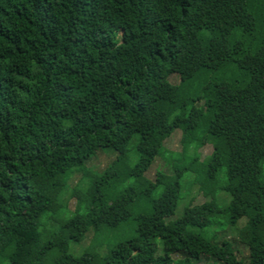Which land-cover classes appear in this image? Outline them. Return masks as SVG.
<instances>
[{"label":"trees","instance_id":"trees-1","mask_svg":"<svg viewBox=\"0 0 264 264\" xmlns=\"http://www.w3.org/2000/svg\"><path fill=\"white\" fill-rule=\"evenodd\" d=\"M203 259L264 264V0H0V264Z\"/></svg>","mask_w":264,"mask_h":264},{"label":"rangeland","instance_id":"rangeland-1","mask_svg":"<svg viewBox=\"0 0 264 264\" xmlns=\"http://www.w3.org/2000/svg\"><path fill=\"white\" fill-rule=\"evenodd\" d=\"M171 82H177L179 80V77L177 74H172L170 76ZM164 146L167 150L174 151L176 153L181 151V131L179 129H176L169 137H167L164 141ZM132 150V149H131ZM192 152V151H190ZM198 155L200 160L208 157L212 152V145L210 143H206L203 146L199 147L197 149ZM116 156V152L112 149H103V151H100L97 153L96 156L89 159L86 163L87 167L94 168L95 169H101L105 167L114 157ZM173 166L176 169V166H179V164H175L174 162ZM157 170L164 171L166 173H172L174 172V169L171 165V163L167 160V158L161 154L156 157L155 161L150 165V167L146 170L145 175L151 179H154ZM175 173V172H174ZM188 177V174H184L183 177V186L180 191V198L178 201V205L173 213V215L169 216L167 219H174L178 216H180L183 211L184 207L188 205L191 201L193 203H202L206 199H208L201 190L198 189V185L194 184L192 185L190 191V188L185 183L186 179ZM82 173L80 171H75L72 176L69 179V186L70 188L73 187L75 184H81L82 185ZM160 191V190H159ZM158 191V192H159ZM192 193V194H191ZM221 197L226 198V195L220 192L219 194ZM67 197V204L66 207L69 211H72L76 205V198L69 195V193H66ZM68 215V214H65ZM243 220H241L242 222ZM241 224V223H240ZM223 226V227H221ZM238 226H231L230 224L222 225L220 223H217L214 227L210 228L213 231H217L221 237H225L227 240L231 241L234 248L237 250L238 254L243 257H248V248L247 245L242 241L238 234ZM92 240V232H88L83 239V241L80 244L71 243V246L75 247L77 250L76 253L83 247V245H87ZM157 242H159V239H156ZM178 256V255H174ZM199 264H206L205 260L203 259ZM207 264H219L218 261H210Z\"/></svg>","mask_w":264,"mask_h":264}]
</instances>
